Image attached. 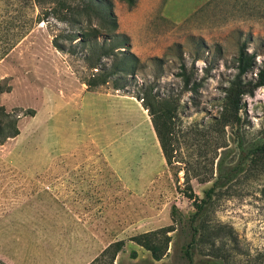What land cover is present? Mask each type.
Here are the masks:
<instances>
[{
    "label": "rangeland",
    "instance_id": "374dc122",
    "mask_svg": "<svg viewBox=\"0 0 264 264\" xmlns=\"http://www.w3.org/2000/svg\"><path fill=\"white\" fill-rule=\"evenodd\" d=\"M113 2L118 31L139 58L124 88H116V76L102 80L91 41L62 36L67 48L58 49L54 37L71 27L55 20L37 23L0 60V83L11 85L1 103L20 113V134L0 144L6 264H89L121 239L117 264H185L176 232L160 260L131 238L174 224L173 205L189 216L187 181L204 197L219 162L228 169L246 155L240 140L264 143V85L244 96L240 120L225 98L241 49L256 54L247 88L264 72V0ZM3 14L0 39L13 37L19 23H3ZM142 85L169 101L154 110L162 127L175 122L170 161ZM28 109L35 113L25 115ZM205 220L211 237L195 250V264H264V152L217 190Z\"/></svg>",
    "mask_w": 264,
    "mask_h": 264
},
{
    "label": "trees",
    "instance_id": "16d2710c",
    "mask_svg": "<svg viewBox=\"0 0 264 264\" xmlns=\"http://www.w3.org/2000/svg\"><path fill=\"white\" fill-rule=\"evenodd\" d=\"M130 6H134L137 0H125ZM7 11V15L3 14L2 22H10L9 20H18V30L13 37L9 34L6 38H1L0 45V60L4 58L14 47L20 42L33 27L42 21L49 22L55 20L70 25L71 30L68 35H56L53 39L54 45L60 50H66V45L61 41L65 39L73 42L80 38L78 42H92L90 47L93 54H98L99 61L93 67H99L103 74V81H108L109 78L114 79L117 89L124 88V79L135 73L134 68L136 62L139 61L138 56L130 50L129 36L118 31V18L114 10L113 0H0V11ZM36 9L39 13L36 14ZM15 12V14L13 13ZM4 13V12H3ZM98 20V23H95ZM1 35V31H0ZM100 38L104 42L99 44ZM112 42V46L107 45ZM73 44V43H72ZM78 44H76L77 46ZM104 58L111 59L109 65ZM256 58L255 53H250L246 49H241L238 56V73L231 81L226 89L225 98L229 106V112L232 116L240 120V111L242 109V100L245 95L253 94L254 90L264 85V72L261 76L250 84L247 88L244 76L250 71L253 62ZM89 85H92L89 83ZM11 89L8 82L0 83V144L7 139L20 134L18 125L20 113L16 109L8 110L1 103V95ZM197 91V89H193ZM141 94H144L141 99L149 111H151L152 121L157 131L164 155L168 161L171 160L174 147V130L175 122L170 121L169 126L162 127L161 122L156 117L155 103L162 105L169 101L158 99L159 94H152V88L149 85H142ZM137 96H139V94ZM140 94V95H141ZM163 100V101H162ZM161 108V107H160ZM160 109H158L159 111ZM34 109H28L25 115H33ZM166 116V115H165ZM172 118V116H171ZM168 125V123H165ZM168 128V129H167ZM242 155L236 165L223 168V162H219L220 175L214 180L213 184L205 190L204 197H199L193 190L189 181L183 190L184 193L193 200L195 210L186 216L177 205L172 206L171 214L174 224L162 227L157 230H152L135 235L131 240L149 250L155 260L162 259L170 248V244L174 237L171 234L176 232L177 236L183 240L181 244V256L185 260V264H195V250L209 242L211 235L207 233L205 217L209 212L212 200L219 188L226 185L227 181L231 180L236 174L244 170V164L251 154L264 152V143L253 141L244 143L239 141ZM248 156V157H247ZM225 179V180H224ZM125 241L123 239L110 243L96 258L89 264H117L116 257L123 250ZM137 251L131 252V257H136ZM0 264L6 262L0 257ZM201 264H220L218 261L207 260Z\"/></svg>",
    "mask_w": 264,
    "mask_h": 264
}]
</instances>
